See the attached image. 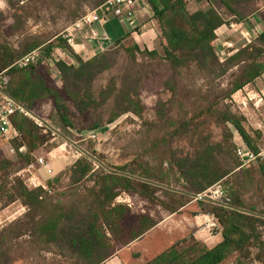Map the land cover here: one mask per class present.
I'll return each instance as SVG.
<instances>
[{
  "label": "trees",
  "instance_id": "16d2710c",
  "mask_svg": "<svg viewBox=\"0 0 264 264\" xmlns=\"http://www.w3.org/2000/svg\"><path fill=\"white\" fill-rule=\"evenodd\" d=\"M5 1L8 10L0 8V74L10 78L6 92L19 105L40 120L51 121L60 130V136L78 150L82 149L75 144L78 135L105 129L126 115L143 119L147 108L141 92L146 76L128 69L105 85H97L102 76L117 67L115 49L122 47L123 41L88 61L78 58L79 67L55 60L58 48L76 56L65 38L66 30L108 0ZM147 2L160 31L164 54L161 57L157 51H142L138 47L124 52L133 62L137 53L160 59L176 75L188 71L193 77L191 90L198 87V80L194 79L206 80L208 89L201 96L206 107L200 110V115L205 116V122L213 121L224 130L223 140L213 143L203 124L189 129L193 121L190 118L179 121L176 129L196 139L189 141L192 146L189 152L174 151L173 143L162 140L169 150L155 161L159 160L161 166L168 161L167 171L148 168L146 175L140 176L127 166L110 168L101 158L82 149L83 157L48 180L46 188H35L27 184V179L16 177L12 182L10 179L36 161L33 154L51 140L53 129L44 134L45 128L39 127L30 116L13 115L12 126L18 137L11 140L9 148L18 161L0 158V189L10 203L24 206L26 213L0 230V264H12L8 246L24 238L40 252L60 256L66 264H105L118 249L140 237L147 249L143 264H225L235 253L236 264H254L252 249L264 253L259 231L264 227V219L189 196L202 195L218 184L224 185L225 191L230 190L222 200L224 204L264 215V161L242 167L229 128L255 153L259 152L246 128V118L235 112L231 104L234 94L254 85L264 75V33L252 44L232 52L224 62L214 47L219 29L232 21L243 22L250 17V8L264 0H196L209 5L207 10L196 11H191L187 0ZM63 11H68L71 24L62 31L46 32L54 16L62 15ZM33 26L42 29L32 32ZM34 51L41 52L42 61L20 67L18 62ZM47 59L55 62L61 74V86L55 83ZM224 78L227 88L217 84ZM167 103L158 102L153 124L168 138L177 132H169L176 124L169 116ZM201 127L205 131H200ZM252 132L260 138L259 132ZM23 147L26 153L21 152ZM173 176L186 190L181 193L180 202H174L189 205L182 213L191 217L210 214L217 219L223 241L216 247L210 249L197 241L194 232L186 237H170L155 229L158 222L151 216L137 217L130 206L116 203L125 193L165 207L156 193ZM167 189L172 198L180 192ZM169 209L176 212V208ZM134 259L124 261L131 264Z\"/></svg>",
  "mask_w": 264,
  "mask_h": 264
},
{
  "label": "rangeland",
  "instance_id": "374dc122",
  "mask_svg": "<svg viewBox=\"0 0 264 264\" xmlns=\"http://www.w3.org/2000/svg\"><path fill=\"white\" fill-rule=\"evenodd\" d=\"M0 8L3 11L8 10L5 0H0ZM208 8L209 6H207L205 2L190 3L191 11H196L197 9L207 10ZM249 11L250 17L258 15L264 18V2L258 3L256 7L252 6ZM250 17L244 21H248ZM54 19V22L49 25L46 32L52 33L53 31H62L67 25L71 24L68 19V11H63L60 16L55 15ZM231 23L236 22L232 21ZM8 25L9 23L6 24V26ZM39 29L42 28H35L33 26L32 32ZM243 29L244 28L239 27L230 30L226 27H222L217 31L218 39L215 41L214 47L222 62H224L232 52L246 47V42L241 33ZM262 33L264 32L258 29L257 38ZM42 35H44V33H42ZM134 47H138L142 51H157L161 57L164 54L160 41L159 29L158 31L149 29L145 32H135L133 36L122 43V47L115 49V52L118 53L117 67L102 76L97 85H105L110 78L121 75L128 69L139 72L142 77L146 76L142 84L143 89L141 92L147 108L143 119L134 115H126L114 124L99 130L98 132H100V135L98 139H85L79 141L82 138L77 137V143L75 144L82 147L83 150L88 151L90 154H94L101 158L110 168L127 166L128 170H132L134 173H137V175L145 176L146 169L148 168L166 171L169 169L168 161H165L164 165L161 166L159 165L161 162L157 160L158 157L161 158L160 155L163 152L169 150L168 146L164 145L165 143L162 142V140H167L168 144L173 143L172 147L174 151L177 150L179 152V150H183V152H189L191 150L192 146L189 141H191V139L192 141H196V139L189 133L185 134V131H176L179 127V121H190V118H193L189 129L196 125H205L206 130L208 129L206 133L211 136L210 138L213 143H218L223 140L224 130L217 127L213 121L207 120V122H205V116L200 115V110L206 107L201 99V96L205 95L208 89L206 80L194 79L198 80V87L196 90H191L192 88L190 85L193 77H191L188 71L182 70L184 72L183 75H176L171 72L167 64L160 59L154 60L138 53L136 54V62H133L128 58L124 49L126 50ZM226 80L227 79L224 78L217 81V84H223V88H227ZM168 83L170 84L168 85L169 90L166 89ZM160 100L165 103L168 102L167 108L169 109V116L176 124L175 127L169 128L170 133L175 132L176 134L177 132L174 137L167 138L164 136V133L159 131L153 124L156 121L155 109ZM232 100L233 104H231V106L234 111L242 114L247 120L245 125L249 134L255 139L254 145L257 147L258 151L264 149V75L258 79L254 85L247 86L240 92L234 94ZM229 103L231 102L229 101ZM204 128L205 127H201L200 131H205ZM229 128L234 134V143L236 146L239 145L241 141H244L232 127ZM252 131L259 132L260 138H256ZM15 135L16 132L14 128H12L7 136L0 137V158L10 159L13 162L18 161L15 152H12L9 148V143L16 137ZM50 139H53V141H51L45 149L47 151H54L56 149L54 155H52L53 157L62 154V157L67 160V164L76 160V158L73 157L74 155L78 156L76 153L78 151L76 146L70 144L56 133L52 135ZM60 145L64 146L60 149ZM66 150L69 152L66 153ZM83 155L82 153L80 158H82ZM156 157L157 161H155ZM56 170L55 168V171ZM34 174L41 179L42 185L46 184V179H53L58 176L56 174H46L43 177L39 169H36ZM16 177L22 178L23 180L27 179V184L31 187L37 188V185L40 184L38 180L34 184L31 183L30 179L32 176L30 174L22 176L18 175V173L12 176L10 182ZM162 184L166 187L161 188V190L156 193V196L165 204V207L156 203H151L139 196L132 197L125 193L120 196L119 201L122 204L130 206L134 212L133 214L137 217L140 215H149L157 222L162 221V226L164 227H177L179 224L177 222L178 219L169 216L171 211L169 208H175L172 206L175 205V203L167 187L178 191L186 190L182 183L176 181V177L174 176ZM229 191V189L225 191L224 185H219L211 188L202 196H209L214 198V200L221 201L226 197ZM4 195L5 192L0 189V230H3V228L11 222L21 219L26 213V208L24 206L19 202L10 203L8 197ZM248 200L250 202V199ZM208 208L209 207L206 209ZM130 220L131 219H129V221ZM191 224L193 229L194 224ZM259 231L262 233V242L264 243V227H260ZM256 251V262L264 264V253L258 250ZM8 256L11 260H14L12 264H66L63 259L58 258L52 253L40 252L38 248L30 243L28 238L17 240L13 245L10 247L8 246ZM257 257H259L262 262L258 261ZM256 262L254 264H257Z\"/></svg>",
  "mask_w": 264,
  "mask_h": 264
},
{
  "label": "crops",
  "instance_id": "0c3cea01",
  "mask_svg": "<svg viewBox=\"0 0 264 264\" xmlns=\"http://www.w3.org/2000/svg\"><path fill=\"white\" fill-rule=\"evenodd\" d=\"M141 2L142 5H144L143 9L137 13V16L131 22L132 23L131 25L126 24L119 17L115 15H110L105 22L94 24L89 28L73 33L74 43L72 45V48L76 56L70 53H66L62 49L58 48L55 50V57L58 60H62L69 66L79 67L80 63L78 61V58L82 59L83 61H88L103 52L115 48L118 42L121 41L125 42L131 36H133L135 32H142L141 28L143 27H144V32L149 29L158 31V26L154 21V15L149 4L147 6L144 4L143 0ZM206 4L207 6H209L208 3ZM87 10L91 11L93 9H87ZM252 17L254 18L256 17V19L253 20L254 27L264 32V18L258 15ZM54 77L55 76L53 74V79ZM54 81L57 85L59 86L62 85L61 80L59 81L54 79ZM49 123L53 130L60 132V130H58L57 127L56 128L54 127L51 121H49ZM15 136L18 137L17 132ZM51 141H53V139L49 140L46 143V145H44L40 150L35 152L33 154V157L35 160L42 157L48 159L53 168V175L55 174L59 175L62 172H64L66 169L71 167L80 158H77L74 155L73 157H75L76 160L73 161L72 163L67 164V160H65L62 157V154L60 156L53 157L52 155H54L56 149L54 151L51 150L47 151L45 149ZM63 146L64 145H60V149ZM21 152L26 153L27 152L26 148L24 147L21 148ZM67 152L69 151L66 150V153ZM55 168L57 169L56 171ZM40 174L44 177L47 174V172L45 170H40ZM38 179L42 184L41 179L39 177ZM49 179H46V181H48ZM182 192L183 191H180L179 193L178 192L175 193L176 196H173L174 202L179 201V198H181L182 196L181 194ZM119 198L116 201V203H120ZM172 206L176 208V212H170L169 216L172 218L176 217L178 219L177 220V222L179 223L178 226L177 227L169 226L168 228L162 226L163 223L162 221H158V224L155 228L156 230L163 232L170 237L173 236L186 237L189 236L191 232H194L195 239L199 242H202L210 249L216 247L223 241L222 230L220 228H212V224L215 218L213 215L201 213L199 215H196L195 217H191L188 214L182 213V211H184L189 205L181 206L180 203L179 205L178 203H175V205ZM191 223L194 224L193 229ZM142 241L143 238L140 237L139 239H136L135 241L131 242L129 245L121 249H118L116 254L111 256L106 261L105 264H126L124 259L130 261L134 259L133 256H137V257H135L134 261L131 264H143L144 263L143 255L146 254L147 249L143 245ZM256 250L258 249L256 248L252 249V254L254 256V259H255V253L257 252ZM237 259H238V254L235 253L229 258V260L225 264H236ZM253 262L255 263L256 261L253 260ZM256 263L261 264L258 262Z\"/></svg>",
  "mask_w": 264,
  "mask_h": 264
},
{
  "label": "built area",
  "instance_id": "2783aa9c",
  "mask_svg": "<svg viewBox=\"0 0 264 264\" xmlns=\"http://www.w3.org/2000/svg\"><path fill=\"white\" fill-rule=\"evenodd\" d=\"M141 1L142 0H108L105 4H103L96 10L89 12L80 20H78L75 24L70 26L66 30L65 38L67 39L69 45L72 47L74 43V34H73L74 32L84 30L100 22H105L110 15H115L119 17L126 24L131 25L132 24L131 22L137 16V13L143 9L144 5H142ZM187 1L192 3L195 2L196 0H187ZM143 2L145 5L148 6L147 0H143ZM254 19H256V17L255 18L252 17L248 19V21L246 22L244 21L241 23H230L224 25L223 27H226L230 30H234L239 27L244 28L241 33L247 46L252 44L257 39L258 29L254 27L253 24ZM141 31H144V27L141 28ZM63 51L68 53L66 50ZM42 59L43 57L41 55V52L34 51L33 53L27 55L22 60H20L18 62V65L20 67H27L28 65L39 63L40 61H42ZM55 60L58 59L55 57ZM47 63L51 67L52 74H54L55 76L54 79L60 81L61 74L58 71L55 62L52 59H47ZM9 80L10 78L7 75H5V73L0 74V90L6 91L5 87L9 83ZM17 113L30 115L27 112V110L21 105H19L13 98L9 97L8 95H5L0 91V137L7 136L9 134L10 130L13 128L11 118L13 115ZM30 117L37 123L39 127L45 128V130L43 131L44 134L46 133L48 134V130H51L50 128L51 126L48 122L40 120L39 118L33 115H30ZM98 131L99 130L85 132L82 135H78V136L83 140L85 139L96 140L100 135V132ZM52 132L53 135H55L56 132L54 131ZM11 151L13 152V150ZM76 153L78 154V156L75 157L80 158L83 152L79 150V152L77 151ZM236 154L242 164V167L244 168L256 165L260 161H264V149H261L259 152L255 153L244 141H241L240 144L237 145ZM36 169L45 170L47 174L53 175V168L49 160L43 157L37 159L34 163L30 164L26 169L20 171L18 175L25 176L26 174H30L32 176L30 181L31 183L34 184L37 180L39 181L38 177H36L34 174V171ZM219 185L220 184L216 186ZM37 186L46 188V186L42 185L41 183L38 184ZM202 195L199 196L203 197ZM209 198H211V200L216 202H222V200L221 201L214 200V198L212 197ZM212 228H220L218 221L215 218L212 224Z\"/></svg>",
  "mask_w": 264,
  "mask_h": 264
},
{
  "label": "water",
  "instance_id": "95a60500",
  "mask_svg": "<svg viewBox=\"0 0 264 264\" xmlns=\"http://www.w3.org/2000/svg\"><path fill=\"white\" fill-rule=\"evenodd\" d=\"M2 93H4L5 95H8V93L4 90H0ZM9 96V95H8ZM10 97V96H9ZM30 115H33L31 112L27 111ZM34 116V115H33ZM51 128V127H50ZM52 129V128H51ZM54 132H56L57 134H59L57 131L53 130ZM60 135V134H59ZM80 151H82V149H80ZM83 152V151H82ZM171 190H174V189H171ZM175 191H178V190H175ZM190 197H193L195 199H199V200H203V201H207V202H211L215 205H220V206H223V207H226V208H230V209H233V210H236V211H239L241 213H244V214H247V215H252V216H256V217H259V218H262L264 219V215H261V214H257V213H253V212H250V211H247V210H243V209H239V208H236V207H233V206H229L227 204H224L223 202H216V201H213L211 200V198L207 197V196H199V195H192V194H189Z\"/></svg>",
  "mask_w": 264,
  "mask_h": 264
}]
</instances>
